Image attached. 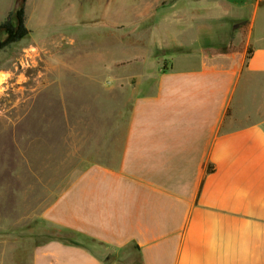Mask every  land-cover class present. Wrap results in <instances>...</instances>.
Instances as JSON below:
<instances>
[{"label": "crops", "instance_id": "obj_1", "mask_svg": "<svg viewBox=\"0 0 264 264\" xmlns=\"http://www.w3.org/2000/svg\"><path fill=\"white\" fill-rule=\"evenodd\" d=\"M4 2L0 22L16 7L14 0L1 11ZM107 3L112 16L110 0L98 5ZM99 6L56 0L57 31L77 37L73 47L82 54L72 68L85 69V58H102L117 45L112 24L101 25ZM136 6L134 20L158 22L146 33L167 47L157 60L164 65L155 61L154 71L135 77L144 90L133 95L123 125L103 110V124L88 130L93 159L43 218L111 254L128 250L140 264H264V0H138ZM231 22L236 32L229 39L240 49L228 41L220 51L217 29ZM117 59L89 66L111 69ZM137 60L131 62L137 68L148 67ZM33 264L106 263L97 251L53 239L36 249Z\"/></svg>", "mask_w": 264, "mask_h": 264}, {"label": "rangeland", "instance_id": "obj_2", "mask_svg": "<svg viewBox=\"0 0 264 264\" xmlns=\"http://www.w3.org/2000/svg\"><path fill=\"white\" fill-rule=\"evenodd\" d=\"M137 1L110 0V16L109 4L99 6L96 0L101 25L106 24L108 29L112 24L111 40L117 45L106 49L102 58H85L81 62L85 69L71 67L82 54L77 45L73 47L77 37L70 32L63 38L57 31L56 0H32L27 11L31 34L0 50V264H33L36 249L56 238L77 241L99 252L106 264H140L138 256L128 250L111 254L97 243L54 228L43 218L44 211L93 159L88 130L103 124V110H111L114 125H123L138 90L135 77L154 71L155 61L167 55L162 52L167 47L156 40L152 44L155 38L151 32L146 33L154 29L153 25L159 28L158 22L136 21L129 16L137 10ZM14 3L5 0L1 11ZM232 23L217 29L220 51L228 48V41L230 49H240L229 39L236 32ZM202 26L208 31L216 29L210 28V22ZM4 39L0 33V42ZM119 41H128L129 46H120ZM140 48L151 53L140 54ZM111 56L118 58L111 69L89 66L96 63L98 67L97 62ZM136 59L147 60L148 67L137 68L131 63ZM157 62L159 67L164 65V61ZM98 111L101 114L93 116Z\"/></svg>", "mask_w": 264, "mask_h": 264}, {"label": "trees", "instance_id": "obj_3", "mask_svg": "<svg viewBox=\"0 0 264 264\" xmlns=\"http://www.w3.org/2000/svg\"><path fill=\"white\" fill-rule=\"evenodd\" d=\"M15 1H16L15 9L11 11L3 21L0 22V33H3L5 35V39L0 42V50L10 48L13 45L21 42L30 33V30L27 27V15H26L27 0H15ZM250 55H251V51L248 50V58L250 57ZM67 232L73 233L77 236H81L83 238L90 240L89 238L81 234L70 231ZM56 239L66 243L81 245L79 242L70 239L68 240L65 238L63 239L56 238Z\"/></svg>", "mask_w": 264, "mask_h": 264}]
</instances>
